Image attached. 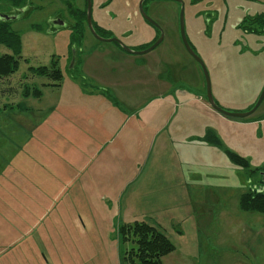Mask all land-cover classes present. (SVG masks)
<instances>
[{
	"label": "rangeland",
	"instance_id": "374dc122",
	"mask_svg": "<svg viewBox=\"0 0 264 264\" xmlns=\"http://www.w3.org/2000/svg\"><path fill=\"white\" fill-rule=\"evenodd\" d=\"M180 1L184 35L203 65L212 100L228 113L250 111L264 90V34L248 32L256 27L247 20L264 16V0ZM140 2L90 0L91 24L102 39H116L139 53L162 35L153 51L130 54L151 63L142 73L145 85L135 87L105 85L118 79L128 83L137 77L133 71L130 78L112 76L113 55L94 57V66L103 71L99 81L83 75L82 63L92 50L117 45L97 41L90 33L81 16L85 13L86 17L87 0H27L28 12L10 23L20 36L21 60L15 74L0 80V109L19 102L40 104L47 110L61 105L63 123H98L112 107L109 116L115 115L123 125L107 131L81 129L84 136L93 137V145L78 144V171L66 172L63 161L65 184L55 198H45L43 207L31 203L22 207V193L17 194L13 187L18 184L20 190V175L10 182L11 192L0 191V264H128L123 254L132 245L120 243L117 229L134 222L163 232L186 264H230L235 260L258 264L259 257L251 260L238 247L236 235L238 225L246 219L238 207L240 194L248 190L247 182L254 187L258 176L250 181L248 173L232 165L224 152L247 160L249 170L264 168V97L254 113L243 119L214 112L206 100L202 67L180 40V4L168 0L142 4L156 29L139 13ZM7 12L0 5V14ZM55 20L65 26H52ZM77 20L81 23L78 34L72 29ZM6 52L0 47V55ZM52 62L62 73L59 90L44 87L50 81L29 71L49 67ZM123 66L134 68L127 62ZM159 74V80L170 82V91L157 79ZM26 87L39 88L42 99L24 100ZM37 114L41 113L20 115L46 120L54 112ZM7 116L9 120L0 114V122L18 119V113ZM150 121L156 122L154 127ZM11 125L0 124V138H8ZM208 131L221 146L205 141ZM74 133L71 124H63V138ZM196 178L202 181H194ZM189 182L211 187L216 192L209 193V198L218 196L225 205H208L205 209L212 219L196 217L195 229L194 216L190 220L188 216L197 209L187 212L186 208ZM30 193L37 197L36 192Z\"/></svg>",
	"mask_w": 264,
	"mask_h": 264
},
{
	"label": "crops",
	"instance_id": "0c3cea01",
	"mask_svg": "<svg viewBox=\"0 0 264 264\" xmlns=\"http://www.w3.org/2000/svg\"><path fill=\"white\" fill-rule=\"evenodd\" d=\"M98 49L95 48L92 50L83 61V75L90 76L93 80H98L101 77V73L103 72L100 67H95L93 60L94 57L99 58L100 53L103 55H113L115 60L111 63L113 66L112 72L115 73L112 75L115 78H119L120 76H127L128 78L133 77L132 71L137 75V77L128 83L119 80L117 82H112L109 88L113 87H124V86H140L145 85L142 78V73H145L143 70L147 67L150 69V61H146L145 59H135L131 57L130 54H127L122 50L119 45L115 46V49ZM139 56V55H137ZM91 61V62H90ZM122 61V62H121ZM129 63V65H133V69L126 70L123 66L125 63ZM134 63L136 65H134ZM97 75V76H96ZM159 74L157 79L160 78ZM112 76L110 78H112ZM99 81V80H98ZM161 85L170 91L171 84L167 80H159ZM101 83H104L101 81ZM61 87V86H60ZM58 88V90L60 89ZM43 95L38 99H34L40 101ZM30 98L24 99L29 100ZM135 99V98H134ZM133 99V100H134ZM105 101V100H104ZM136 101V99H135ZM102 103V102H101ZM61 105L59 106H51L46 108V106L36 104L25 106L19 102L17 105H12L10 108H1L0 114L7 117V115H13L18 113V119H13L11 121L5 120L4 122H0V124H12L8 127V138H0V191L3 192L10 191V182L15 179L16 176H21V185L19 190V185H14V191L18 194V192L22 193V207L29 206L30 203L35 206V208L43 207L45 204V198H51L52 196L55 198L56 193L61 191L62 185L65 184V181L62 180V168L63 161L65 162L64 168L66 172L72 173V171H78V158L77 148L78 144L83 142L85 145L90 147L93 143H90V139L93 137L84 136L85 133L81 130L82 128H102L104 130L108 128H116L123 125L122 121L114 119L115 115L109 116L111 112V108H108L104 111L106 115L102 122L96 123L87 122V121H67L62 122L59 119L61 109ZM135 110V109H134ZM213 110V109H212ZM54 112L50 119L41 120V119H26L20 115L21 113L30 114L31 112H37L41 114H47V112ZM136 111V110H135ZM214 111V110H213ZM216 112V111H214ZM137 113V111H136ZM217 113V112H216ZM56 116V117H54ZM216 116V115H213ZM156 122L150 121V125L154 127ZM63 124L68 127L70 124L74 128L75 133L66 136V138L62 137V126ZM39 128V129H38ZM38 129V130H35ZM107 131V130H106ZM100 131H98L99 133ZM92 134V133H91ZM80 135V139H79ZM90 135V134H89ZM5 139V140H4ZM6 141V142H4ZM64 145V148H63ZM64 149V151H63ZM64 154V155H63ZM87 168V167H86ZM229 170H225L227 173ZM194 176L200 177L199 175L203 174H193ZM240 176V175H239ZM238 176V177H239ZM237 177V176H235ZM248 180V179H247ZM194 181H202L199 178H196ZM195 184H188L186 192H187V212L188 209H197L189 213L188 219H193L194 229L198 224L196 217L199 219H203L204 217L208 218L212 215V213L205 208L208 205H216L222 204V200L218 198V196H214V198H209V193L216 192L214 189H210L211 187H204L194 182ZM249 188V182L246 183ZM243 185V184H242ZM191 186V187H190ZM36 192L37 197L33 196L30 192ZM208 192V194H207ZM214 194V193H213ZM20 195V193H19ZM242 194H240L241 196ZM240 198V197H239ZM31 200V201H30ZM239 207V200H238ZM240 210V209H239ZM240 212H242L240 210ZM245 222H242L241 225H238V232H236L237 236V244L242 250L249 254L252 258H258V264H264V214L259 213H246ZM248 215H251L249 217ZM38 218V216H37ZM244 218V217H242ZM212 219V218H211ZM240 223V222H239ZM202 224V223H201ZM200 224V225H201ZM185 236V235H184ZM183 236V237H184ZM186 239V238H185ZM24 240V238H23ZM188 242L189 238H188ZM165 260V263L163 262ZM162 260L163 264H186L184 261H180L177 256V250L175 247V251L168 256L164 257ZM230 264H247L245 262L235 260Z\"/></svg>",
	"mask_w": 264,
	"mask_h": 264
},
{
	"label": "trees",
	"instance_id": "16d2710c",
	"mask_svg": "<svg viewBox=\"0 0 264 264\" xmlns=\"http://www.w3.org/2000/svg\"><path fill=\"white\" fill-rule=\"evenodd\" d=\"M147 0L144 1V3ZM0 5L7 9L6 14H17L19 10L27 9V0H0ZM28 12V10H27ZM26 12V13H27ZM25 13V14H26ZM84 19L85 13L81 15ZM80 20V19H79ZM77 20L72 27L75 33L81 30V23ZM247 22L256 28H249L248 32L255 34H264V16L260 15L255 18L248 19ZM11 22L0 20V47L6 50V53L0 55V80L8 78L18 71L19 61L21 60V42L18 33L10 28ZM96 31V30H95ZM29 71L39 77H44L50 83L44 87H60L62 81V73L57 68L55 62H52L49 67L29 68ZM23 99L41 97L39 88L24 89ZM110 99V96H107ZM111 101V100H110ZM115 104V102H114ZM205 141L214 146H221L218 139L213 133L208 131L205 136ZM227 160L234 166L245 170L248 173L250 181L253 176H258L254 187H249L239 198V209L246 213L264 214V177L261 176L262 170H249L247 160L242 157L225 151ZM257 170V169H256ZM117 234L121 244H131L128 251L123 254V259L128 264H163L164 257L175 251V246L165 237L163 232L144 223L134 222L132 224H121L118 226Z\"/></svg>",
	"mask_w": 264,
	"mask_h": 264
},
{
	"label": "water",
	"instance_id": "95a60500",
	"mask_svg": "<svg viewBox=\"0 0 264 264\" xmlns=\"http://www.w3.org/2000/svg\"><path fill=\"white\" fill-rule=\"evenodd\" d=\"M145 0H141L140 4H139V13L141 14V16L143 17V19L150 25L154 26L155 28L157 27L155 25V23L153 21H151L149 19V17H147V15L145 14L144 10L142 9V3L144 2ZM168 1H173V2H176L178 4H180L181 6V10H180V13H179V32H180V40H181V43L184 47V49L186 50V52L202 67V70L204 72V75H205V79H206V100H207V103L208 105L214 110L216 111L217 113L223 115V116H226V117H231V118H236V119H243V118H246L248 116H250L251 114L254 113V111L258 108V106L260 105L263 97H264V90L263 92L261 93L260 97L258 98V100L256 101L255 105L252 107V109L246 113H228L226 111H223L222 109H220L215 103L214 101L212 100V97H211V94H210V87H209V81L207 79V75L203 69V65L201 63V61L194 55V53L191 51L187 41H186V38H185V35H184V27H183V18H182V11H183V6H182V3L180 0H168ZM90 0H87V12H86V24H87V27L90 31V33L93 35V37L97 40V41H100V42H105V43H116L118 44L122 50L124 52H126L127 54H133V55H139V56H142L143 54H147L151 51H153L156 47H158L162 40H163V37L162 35H160V37L148 48L146 49L145 51H142V52H139V53H134L132 52L131 50H129L128 48H126L123 44H121L120 42H118L116 39H108V40H105V39H102L101 37H99L95 31L93 30L92 28V24H91V18H90ZM27 12V9H23V10H19L17 12V14H11V15H7V14H0V20L1 21H4V22H12V21H15L17 20L20 16H23L25 13ZM52 26H58V27H64L65 25L58 21V20H55L54 22L51 23ZM157 29V28H156ZM261 176L264 177V172L261 173Z\"/></svg>",
	"mask_w": 264,
	"mask_h": 264
},
{
	"label": "flooded vegetation",
	"instance_id": "af4514ba",
	"mask_svg": "<svg viewBox=\"0 0 264 264\" xmlns=\"http://www.w3.org/2000/svg\"><path fill=\"white\" fill-rule=\"evenodd\" d=\"M142 4H144V2L142 3ZM92 28H93V26H92ZM93 30L95 31V29L93 28ZM95 33H96V31H95ZM97 34V33H96ZM108 38V37H107ZM106 40V39H105ZM118 45V44H117Z\"/></svg>",
	"mask_w": 264,
	"mask_h": 264
}]
</instances>
